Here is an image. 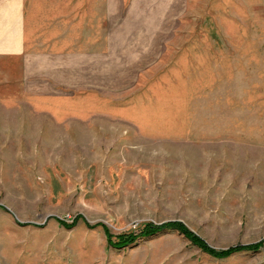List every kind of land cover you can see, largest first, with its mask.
Returning a JSON list of instances; mask_svg holds the SVG:
<instances>
[{
  "label": "rangeland",
  "instance_id": "374dc122",
  "mask_svg": "<svg viewBox=\"0 0 264 264\" xmlns=\"http://www.w3.org/2000/svg\"><path fill=\"white\" fill-rule=\"evenodd\" d=\"M156 5L105 97L0 111V264H264V0ZM168 222L216 251L263 245L217 259L166 230L115 249L102 227Z\"/></svg>",
  "mask_w": 264,
  "mask_h": 264
},
{
  "label": "crops",
  "instance_id": "0c3cea01",
  "mask_svg": "<svg viewBox=\"0 0 264 264\" xmlns=\"http://www.w3.org/2000/svg\"><path fill=\"white\" fill-rule=\"evenodd\" d=\"M156 4L0 0V111L28 124L30 114L74 112L84 95L105 97L94 88L98 81L102 88L111 59L133 55L135 33L156 32Z\"/></svg>",
  "mask_w": 264,
  "mask_h": 264
},
{
  "label": "trees",
  "instance_id": "16d2710c",
  "mask_svg": "<svg viewBox=\"0 0 264 264\" xmlns=\"http://www.w3.org/2000/svg\"><path fill=\"white\" fill-rule=\"evenodd\" d=\"M58 223L62 226H65L63 221H58ZM102 227L104 229V233L106 235L108 243L115 249L125 248L135 243L136 240L138 239L149 238L157 234H160L166 230L178 231L180 234H183L193 245L198 247L199 250L217 259L228 258L240 252H258V250L263 245V241H262L256 244L243 245V246L237 245L225 250L216 251L209 248L208 245L201 238L192 234L181 223H177V222H168L162 225H154L151 223H147L144 224L142 228L139 229L137 234L133 232L124 233L114 238L108 233L107 229L104 226Z\"/></svg>",
  "mask_w": 264,
  "mask_h": 264
}]
</instances>
